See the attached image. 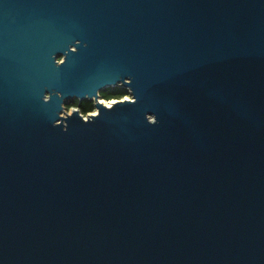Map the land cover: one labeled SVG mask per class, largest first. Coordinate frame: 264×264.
<instances>
[{
    "label": "water",
    "instance_id": "water-1",
    "mask_svg": "<svg viewBox=\"0 0 264 264\" xmlns=\"http://www.w3.org/2000/svg\"><path fill=\"white\" fill-rule=\"evenodd\" d=\"M0 264H264V0H0Z\"/></svg>",
    "mask_w": 264,
    "mask_h": 264
},
{
    "label": "trees",
    "instance_id": "trees-1",
    "mask_svg": "<svg viewBox=\"0 0 264 264\" xmlns=\"http://www.w3.org/2000/svg\"><path fill=\"white\" fill-rule=\"evenodd\" d=\"M126 95H128V93L124 92L120 96H118V98H122L123 96H126ZM114 97H115L114 95H105L104 96V98L108 99V100L113 99ZM76 104H72L71 106L68 107V109H70L73 106L79 107L83 114H88L89 112H92L95 109L93 102H90V101H85L84 103H82V105H79V106H77Z\"/></svg>",
    "mask_w": 264,
    "mask_h": 264
},
{
    "label": "rangeland",
    "instance_id": "rangeland-1",
    "mask_svg": "<svg viewBox=\"0 0 264 264\" xmlns=\"http://www.w3.org/2000/svg\"><path fill=\"white\" fill-rule=\"evenodd\" d=\"M102 92H106L105 93L106 95H114V96H120L124 92L128 93V91L126 89H122V88H110V89L102 91ZM127 96H129V94L124 96V98H126ZM124 98H122V99H124ZM103 100H105V99H103ZM76 103L75 104L77 106H79V102H76Z\"/></svg>",
    "mask_w": 264,
    "mask_h": 264
},
{
    "label": "built area",
    "instance_id": "built-area-1",
    "mask_svg": "<svg viewBox=\"0 0 264 264\" xmlns=\"http://www.w3.org/2000/svg\"><path fill=\"white\" fill-rule=\"evenodd\" d=\"M126 98L132 99V96L129 95V96H127ZM104 101H105V102H114V101H116V99H110V100L105 99ZM73 107H74V106H73ZM96 111H97V109L95 108L94 111L89 112L88 114H83V115L86 117V116L89 115L90 113H97Z\"/></svg>",
    "mask_w": 264,
    "mask_h": 264
},
{
    "label": "flooded vegetation",
    "instance_id": "flooded-vegetation-1",
    "mask_svg": "<svg viewBox=\"0 0 264 264\" xmlns=\"http://www.w3.org/2000/svg\"><path fill=\"white\" fill-rule=\"evenodd\" d=\"M105 93H106V92H100V95L103 97L102 99H105V98H104V96L106 95ZM122 98H124V96H123ZM122 98H118V96H115L113 99L118 100V99H122ZM84 102H85V101H84ZM84 102H83V103H84ZM93 104H94V102H93ZM80 105H82V103H81ZM95 108H96V107H95ZM80 110H81V109H80ZM81 113H82V112H81ZM82 114H83V113H82Z\"/></svg>",
    "mask_w": 264,
    "mask_h": 264
},
{
    "label": "bare ground",
    "instance_id": "bare-ground-1",
    "mask_svg": "<svg viewBox=\"0 0 264 264\" xmlns=\"http://www.w3.org/2000/svg\"><path fill=\"white\" fill-rule=\"evenodd\" d=\"M104 102H105V101H104ZM111 103H112V102H105V104H107V105H111Z\"/></svg>",
    "mask_w": 264,
    "mask_h": 264
}]
</instances>
